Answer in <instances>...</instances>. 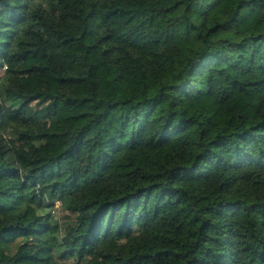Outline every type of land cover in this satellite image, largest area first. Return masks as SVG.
Wrapping results in <instances>:
<instances>
[{
    "label": "trees",
    "instance_id": "1",
    "mask_svg": "<svg viewBox=\"0 0 264 264\" xmlns=\"http://www.w3.org/2000/svg\"><path fill=\"white\" fill-rule=\"evenodd\" d=\"M0 264H264V0H0Z\"/></svg>",
    "mask_w": 264,
    "mask_h": 264
},
{
    "label": "rangeland",
    "instance_id": "2",
    "mask_svg": "<svg viewBox=\"0 0 264 264\" xmlns=\"http://www.w3.org/2000/svg\"><path fill=\"white\" fill-rule=\"evenodd\" d=\"M46 201L48 204L53 205V214L61 222H70L74 219V216L71 215L67 209V205L70 200L61 188L57 189L52 196L47 197Z\"/></svg>",
    "mask_w": 264,
    "mask_h": 264
}]
</instances>
